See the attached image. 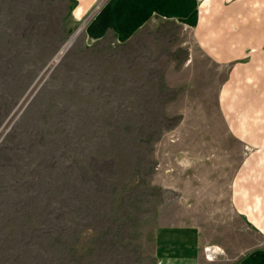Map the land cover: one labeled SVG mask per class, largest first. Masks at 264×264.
Instances as JSON below:
<instances>
[{
    "label": "rangeland",
    "instance_id": "1",
    "mask_svg": "<svg viewBox=\"0 0 264 264\" xmlns=\"http://www.w3.org/2000/svg\"><path fill=\"white\" fill-rule=\"evenodd\" d=\"M74 4L0 0V264H156L168 224L203 256L259 243L231 202L249 149L219 112L226 65L173 20L86 38Z\"/></svg>",
    "mask_w": 264,
    "mask_h": 264
},
{
    "label": "crops",
    "instance_id": "2",
    "mask_svg": "<svg viewBox=\"0 0 264 264\" xmlns=\"http://www.w3.org/2000/svg\"><path fill=\"white\" fill-rule=\"evenodd\" d=\"M94 1L87 0L88 9ZM153 19L188 27L200 51L227 67L219 112L229 132L249 149L232 175L231 202L260 238L237 256L208 259L194 224H168L156 264H264V0H105L89 16L91 40L112 32L124 41Z\"/></svg>",
    "mask_w": 264,
    "mask_h": 264
},
{
    "label": "bare ground",
    "instance_id": "3",
    "mask_svg": "<svg viewBox=\"0 0 264 264\" xmlns=\"http://www.w3.org/2000/svg\"><path fill=\"white\" fill-rule=\"evenodd\" d=\"M74 5H73V16L75 19H82L83 17H87V11H88V5H87V0H74ZM71 8V7H70ZM83 18V19H84ZM77 24V23H76ZM84 34L86 38L91 39V32H90V23H89V16L86 18V22L84 23ZM222 102H219V111L222 107ZM167 225L161 226V229L158 230L157 232V238H156V249L161 241V238L166 230Z\"/></svg>",
    "mask_w": 264,
    "mask_h": 264
},
{
    "label": "built area",
    "instance_id": "4",
    "mask_svg": "<svg viewBox=\"0 0 264 264\" xmlns=\"http://www.w3.org/2000/svg\"><path fill=\"white\" fill-rule=\"evenodd\" d=\"M204 255L206 258L211 259L214 258L216 256V254L220 251L219 248H214V247H209L206 246L204 247Z\"/></svg>",
    "mask_w": 264,
    "mask_h": 264
}]
</instances>
